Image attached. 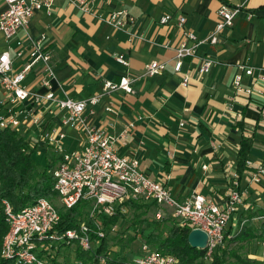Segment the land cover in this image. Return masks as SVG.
Masks as SVG:
<instances>
[{
	"label": "crops",
	"instance_id": "crops-1",
	"mask_svg": "<svg viewBox=\"0 0 264 264\" xmlns=\"http://www.w3.org/2000/svg\"><path fill=\"white\" fill-rule=\"evenodd\" d=\"M52 2L51 11L43 8L35 13L28 29L34 36L46 34L44 45L52 54L56 78L49 89L39 88L40 71H34L26 84L40 92L52 90L59 98L101 95L92 105L90 123L116 136L132 125L128 137L120 138L118 152L138 159L140 167L165 182L179 200L194 192L221 200L232 165L239 173L237 158L243 137L251 142L248 159L264 156V95L256 90L237 93L234 86L239 74L244 89L264 74V0H94L92 12L71 0ZM224 3L239 12L234 25L221 29L218 42L212 44L205 39L222 22L218 10ZM5 6L0 0V11ZM121 9L135 18L126 28H116L106 20L112 11ZM166 13L172 18L162 24L160 17ZM179 16H186L184 26L178 24ZM186 31H193L201 42L196 54L185 57L181 72H176V47ZM6 47L0 34V52ZM16 50L14 44L13 55ZM119 53L128 56L129 68L117 61ZM27 57L26 52L17 58L16 68ZM206 58L213 61L212 67L200 74ZM153 60L166 62V68L137 80L132 92L105 90L106 81L119 82L126 72L142 73ZM243 66H253L254 74H246ZM185 73L190 75L187 86L183 84ZM258 83L264 90V80ZM64 116V111L48 114L56 131L66 134L61 142L64 149H73L84 135L64 124ZM46 154L57 156L58 151L49 147ZM239 175L242 187L247 186L245 171ZM255 187L264 189V183ZM263 212L259 207H242L239 217L254 222L253 217Z\"/></svg>",
	"mask_w": 264,
	"mask_h": 264
},
{
	"label": "built area",
	"instance_id": "built-area-1",
	"mask_svg": "<svg viewBox=\"0 0 264 264\" xmlns=\"http://www.w3.org/2000/svg\"><path fill=\"white\" fill-rule=\"evenodd\" d=\"M80 9L92 12L94 0H71ZM6 6L0 11V34L6 42V49L0 52V128L15 130L29 139L31 146L38 154L48 153L49 147L58 151L51 173L54 178V188L62 206L72 208L80 205L83 219L79 227L58 232L56 226L60 221L58 206L45 197L15 212L10 201L2 196L0 180V202L5 208L9 229L3 244V257L15 259L23 264H52L49 261L50 249H58L54 244L66 242L71 244L78 240L86 251L94 252L103 238L107 237L108 229L105 219L118 211L126 214V202L133 200L140 204H150L158 208L157 219L167 216L177 220L181 227L192 230H202L207 234L204 258L209 261L226 246L227 241L243 228L245 218L240 223V209L264 210V189L253 188L254 184L264 183V156L260 159H247L245 170L247 186L242 187L240 175L232 165L227 173L228 188L221 200L207 197L194 192L184 200L174 196L171 188L162 181L150 177L139 164L138 159L122 155L117 144L128 137L132 125L125 127L120 135L107 134L93 126L90 115L94 114L92 105L100 100L101 95L88 99L72 97L59 98L52 90L40 92L26 84L29 74L39 72V88H50L51 81L56 78L52 63V54L45 47L46 34L34 36L28 29L29 23L38 10L46 8L51 11L52 0H4ZM239 9L228 4H222L218 13L222 17L216 30L205 40L212 44L218 42V33L224 27L234 25ZM172 15L166 13L160 17V23L170 22ZM106 20L116 28H126L134 23L135 18L126 9L112 11ZM186 16H179L178 24L184 26ZM20 32L23 35L20 36ZM198 40L193 31L185 32V39L176 47L174 70L181 72L183 59L194 56L197 52ZM17 46L15 55L13 45ZM28 53L21 68H16L15 60ZM117 61L129 68L130 61L125 53L116 56ZM213 61L205 59L199 68V73L210 71ZM38 68H41L38 70ZM166 68V62L151 61L139 74L126 72L119 82L106 81L105 90L123 89L132 92L133 84L147 76H154ZM246 74L253 75V66L242 67ZM258 80H264V74H259L251 87L242 88V74L235 77L234 86L237 93L251 94L258 91L264 95ZM190 75L185 73L183 84L187 86ZM111 110V108H107ZM229 109H231L229 107ZM65 112L64 124L79 130L84 140L73 149H64L61 144L66 138L63 132H57L51 113L56 116ZM264 122V113L262 114ZM183 124V122H181ZM58 133V134H57ZM37 141V143H35ZM39 142H42L40 147ZM47 148V149H46ZM203 168H207L203 165ZM234 168V169H232ZM251 187L253 190H251ZM259 203V204H258ZM165 208V209H163ZM170 211L167 212L166 210ZM254 220L259 222L257 240L264 261V212L256 214ZM237 220V221H236ZM114 229V225L111 226ZM189 232V233H190ZM48 252V257L43 254ZM111 257L110 251L101 253L99 264H107ZM79 264H85L78 261ZM125 264H179V259L172 253H167L144 243L142 254Z\"/></svg>",
	"mask_w": 264,
	"mask_h": 264
},
{
	"label": "trees",
	"instance_id": "trees-1",
	"mask_svg": "<svg viewBox=\"0 0 264 264\" xmlns=\"http://www.w3.org/2000/svg\"><path fill=\"white\" fill-rule=\"evenodd\" d=\"M250 146V140L243 137L237 158V168L240 174L247 169L246 161ZM46 157H48L47 154L40 156L25 136L18 134L15 130L0 128L1 193L4 198L10 201L15 212L21 211L39 198L52 199L57 196L52 173H49L47 166L41 167L42 161H45ZM126 204L135 211L141 212H144V209L147 211L153 206L140 204L131 199ZM58 211L61 217L56 226L58 232H65L66 230L79 227L81 220L84 218V212L79 204L72 208L58 206ZM124 217L125 214L121 211L111 217H107L105 219L106 227L111 228L112 225H116ZM169 219L171 223L165 229L162 228V223L157 220L151 223V226L156 227L147 236H144L145 230H141V233L146 243L163 252L176 255L179 259V264H257L256 260L242 256L235 249L227 246V244L220 248L212 260L207 261L204 258V249L193 247L189 243L188 235L190 229L181 227L173 217ZM243 219L244 217L240 218V223ZM8 229L9 224L6 220L5 208L0 202V264H23L16 263L15 259L4 258L1 255L2 241ZM257 237L258 234L255 231L252 219H247L243 228L229 240L233 242L246 241ZM60 244L59 248L63 245L76 244V259L85 264H99L98 257L100 254L108 251H110L111 257L107 264H125L127 261L125 256H120L110 250L107 237L102 239L94 252L84 250L78 240H73L72 244H67L66 242H60ZM59 251L57 250L56 253L58 254ZM49 257L52 264H59L56 256L49 254Z\"/></svg>",
	"mask_w": 264,
	"mask_h": 264
},
{
	"label": "rangeland",
	"instance_id": "rangeland-1",
	"mask_svg": "<svg viewBox=\"0 0 264 264\" xmlns=\"http://www.w3.org/2000/svg\"><path fill=\"white\" fill-rule=\"evenodd\" d=\"M54 151H52V154ZM46 154V153H42ZM42 154H39L42 156ZM47 154L45 161H42L41 167H48L49 173L53 168V165L56 163V155ZM54 156V157H51ZM57 206H62L61 201L58 196L51 199ZM128 211L125 214L124 218H121L116 225H114V229L109 228L107 232V238L109 241V248L113 253H117L120 256H125L127 260H133L142 254L143 244L146 242L144 236H147L156 226H151L152 222H156L157 220L162 223V228L165 229L170 225L171 221L167 216L162 219H157L156 212L158 211L157 207L151 206L147 211L144 209V212L135 211L130 208L128 205ZM165 209V208H163ZM167 212L170 210L167 209ZM237 221V220H236ZM255 231L257 232V227L259 226L258 221L253 222ZM141 230H145L144 236L141 233ZM6 235V234H5ZM135 238V239H134ZM4 239L1 245V255L3 256V244ZM60 244V243H59ZM58 243L54 244L55 246H60ZM72 244V243H71ZM227 246L235 249L239 254L244 257H249L253 260L257 261V264H264L261 250L258 244L257 238H252L246 241H236L233 242L231 240L227 241ZM150 245V244H149ZM153 247V246H152ZM76 244L73 245H63L62 247H58V249H50L49 254L52 256H56L59 264H79L76 259ZM60 250L57 254L56 251ZM48 252H43L46 256ZM47 258H49L47 256ZM49 261L51 259L49 258ZM234 261V259H232ZM52 262V261H51Z\"/></svg>",
	"mask_w": 264,
	"mask_h": 264
},
{
	"label": "water",
	"instance_id": "water-1",
	"mask_svg": "<svg viewBox=\"0 0 264 264\" xmlns=\"http://www.w3.org/2000/svg\"><path fill=\"white\" fill-rule=\"evenodd\" d=\"M188 241L191 246L203 249L207 243V234L202 230H192L188 235Z\"/></svg>",
	"mask_w": 264,
	"mask_h": 264
}]
</instances>
